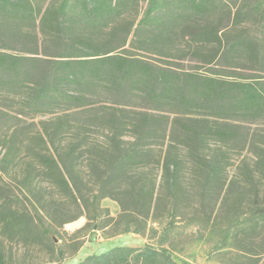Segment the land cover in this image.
<instances>
[{
  "label": "trees",
  "instance_id": "16d2710c",
  "mask_svg": "<svg viewBox=\"0 0 264 264\" xmlns=\"http://www.w3.org/2000/svg\"><path fill=\"white\" fill-rule=\"evenodd\" d=\"M189 51L199 57L195 70L181 68ZM0 99L1 173L20 136L29 157L19 195L30 206L10 203L0 186L5 239L27 243L41 231L37 175L84 199L76 185L84 153L98 175L92 202L120 207L115 234L157 233L189 192L185 165L191 176L202 168L205 183L219 175L216 156L199 159L209 140L264 152V132L259 142L242 135L244 125H264V0H0ZM27 120L31 132L21 125ZM93 134L105 139L96 153L74 143ZM262 201L243 213L240 231L264 227ZM79 264L175 263L146 246Z\"/></svg>",
  "mask_w": 264,
  "mask_h": 264
},
{
  "label": "rangeland",
  "instance_id": "374dc122",
  "mask_svg": "<svg viewBox=\"0 0 264 264\" xmlns=\"http://www.w3.org/2000/svg\"><path fill=\"white\" fill-rule=\"evenodd\" d=\"M245 31L254 33L256 28L247 27ZM198 59L194 51L187 52L186 59L180 63L181 68H196L198 64L194 60ZM5 105L7 103L0 99V107ZM21 125L30 132L34 130L30 120ZM263 130L262 124H248L243 126L242 135L249 141L259 142ZM24 140V136H20L16 142L15 161L9 167L8 174L3 175L0 171L2 194L8 197L7 201L21 209L30 206L28 200L19 195V172L27 168L29 162L21 145ZM80 141L83 146H95L96 153L105 139L93 134L88 139L74 143ZM4 142L2 136L0 160L6 150ZM255 152L261 157L257 158ZM87 155L84 153L78 161L82 173L76 185L81 193L78 197H84L82 201L62 194L58 188L44 181L42 176L37 177V172L34 173L39 185L37 195L40 203H37L36 211L41 231L25 243L8 241L0 230V255L5 258L6 264H79L88 256L99 255L113 248L146 246L164 251L175 264H264V256L259 255L264 252L263 225L250 233L240 231L245 224L243 213L254 205L263 207L264 152L240 141L225 145L215 139L209 140L207 147L201 150L199 159L216 156L221 162L219 175L215 180L205 183L202 168L198 167L191 176L188 165H185L183 176L189 192L180 199L176 219L172 222L164 220L156 227L157 233L145 236L134 233L116 235L113 220L120 213L118 203L110 198L92 202L91 198L98 190L95 182L98 175L94 174L93 177L88 172ZM80 214L83 215L69 221ZM104 225L106 227L102 228ZM248 255L254 257L243 259Z\"/></svg>",
  "mask_w": 264,
  "mask_h": 264
}]
</instances>
